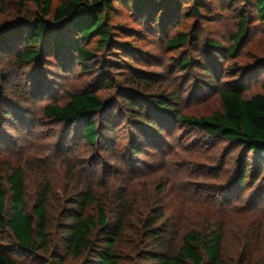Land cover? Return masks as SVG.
<instances>
[{
  "label": "rangeland",
  "instance_id": "rangeland-1",
  "mask_svg": "<svg viewBox=\"0 0 264 264\" xmlns=\"http://www.w3.org/2000/svg\"><path fill=\"white\" fill-rule=\"evenodd\" d=\"M7 3L12 12L14 0ZM193 5L202 9L199 14L191 12ZM244 15L246 35L231 55ZM10 17L16 16L2 14L0 25ZM110 31L115 44L95 50L87 71L79 63L62 69L61 62L72 56L67 51L59 60L37 59L25 70L10 66L11 58L0 55V169L23 168L31 207L44 180L52 183L54 199L66 195L71 186L68 166L86 180L96 171L97 178L110 179V190L129 186L131 200L142 199L140 204L151 206L150 212L161 207L165 218L183 221V227L222 224L225 256L231 263H238L246 245L257 256L264 249V172L253 180L248 157L247 179L238 184L240 145L179 123L156 105L158 100H175L182 113L200 117L222 108L218 87L238 85L247 96L264 94V19L254 1L151 0L137 10L133 0H123L111 12ZM179 33L189 35L187 42L169 47L167 40ZM95 44L92 40L88 46L95 49ZM186 59L192 63L183 68ZM205 65L216 78L203 74ZM102 74L109 85L98 94L109 114L99 113L96 120L110 137L104 117H113L112 150L104 142L88 145L77 126L43 113L47 104L67 102L68 93L85 89ZM139 122L144 129L138 128ZM136 135L146 139L137 156L130 150Z\"/></svg>",
  "mask_w": 264,
  "mask_h": 264
},
{
  "label": "trees",
  "instance_id": "trees-1",
  "mask_svg": "<svg viewBox=\"0 0 264 264\" xmlns=\"http://www.w3.org/2000/svg\"><path fill=\"white\" fill-rule=\"evenodd\" d=\"M133 1L137 10H142L151 0ZM253 1L260 18L264 19V0ZM7 2L0 0V16L16 17L0 25V55L11 58L10 66L25 70L37 59L53 56L59 60L61 53L67 51L72 56L61 62L62 69L67 63H79L87 71L95 50H105L115 44L110 31L111 12L123 0H14L12 12ZM200 10L196 5L191 7L193 13L199 14ZM245 16L233 36L231 55L246 35ZM188 38V34L179 33L168 39L167 45L176 48ZM92 40L96 42L95 49L88 46ZM260 62L264 65V57ZM191 63L186 59L181 66L187 68ZM203 74L216 78L208 65L204 66ZM108 85L102 74L85 89L68 93L67 102L47 104L43 110L45 118L68 127L77 126L88 145L94 147L104 142L112 150L116 141L113 117H104L109 120L110 137L101 132L100 122L96 120L99 113L109 114L98 94ZM217 90L222 108L209 115L182 113L174 107L175 100H158L156 105L161 104L179 123L240 145L237 182L243 185L249 158L253 180L264 172V94L247 96L238 85ZM134 105L140 106V103ZM134 108L138 114L143 113ZM102 124L104 130L106 124ZM143 124L139 122L138 128L144 129ZM154 125L152 129L156 131ZM144 135L150 137L146 130ZM145 140L134 136L131 152L136 156L142 152ZM79 172L68 166L71 186L58 199L53 198L50 180H44L31 207L23 168L16 165L0 169V264H233L225 256L222 224L193 222L183 227V221L165 218L161 207L150 212L152 207L140 204L142 199L131 200L127 193L129 186L115 193L109 189V178L99 179L92 170V179L86 180ZM242 251L235 264H264V249L257 250V256L248 245Z\"/></svg>",
  "mask_w": 264,
  "mask_h": 264
}]
</instances>
